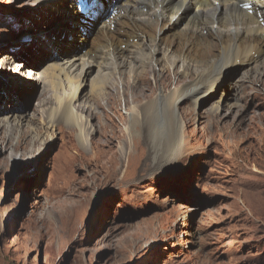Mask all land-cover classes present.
Masks as SVG:
<instances>
[{
  "label": "rangeland",
  "instance_id": "obj_1",
  "mask_svg": "<svg viewBox=\"0 0 264 264\" xmlns=\"http://www.w3.org/2000/svg\"><path fill=\"white\" fill-rule=\"evenodd\" d=\"M61 1L0 0V264H264V60L252 52L253 62L226 66L199 100L179 99V130L168 107L137 108L141 124L131 128L134 80H100L99 59L81 43L92 34L77 22L65 35L52 27ZM182 26L154 42L171 53L164 62L175 52L163 39ZM154 43L140 60L151 62ZM64 59L76 60L72 75H60ZM144 66L141 107L160 85ZM164 74L186 79L176 68ZM70 102L79 134L55 118Z\"/></svg>",
  "mask_w": 264,
  "mask_h": 264
},
{
  "label": "bare ground",
  "instance_id": "obj_2",
  "mask_svg": "<svg viewBox=\"0 0 264 264\" xmlns=\"http://www.w3.org/2000/svg\"><path fill=\"white\" fill-rule=\"evenodd\" d=\"M35 1L42 3L50 0ZM55 1L57 2L58 0H52V2ZM67 2L69 3L68 0H63L58 3L57 9L60 11L59 16L62 20H55L52 26L61 25L60 28H62L64 35L69 33L70 29L72 30L76 25L73 19L75 15L71 12V3H69L70 8H67V5L63 8L64 3ZM99 2L102 9L98 10V12L100 15L103 14L102 22L97 27H93L92 31L88 30L86 26L77 24L78 28H81V31L84 32L83 35L92 34L91 39L87 38L81 43L91 45V51L93 50L95 57L99 59L100 66L98 67H100L99 75L101 76V79H99L102 82H104L106 77L112 80L113 76L117 75L119 76L120 84H124L122 82L125 77L134 80L135 84H131L134 85L135 90H131L129 87L130 94H128L131 104L134 103V106H131L128 110V113H130L129 126L131 128L141 124L139 123L141 119H137L138 110H143L148 115L151 110H156L155 107H168L172 108L170 114L171 124H173V127H178L179 130L181 126L176 109V103L179 99L192 97L199 100L201 96L213 90L226 66L234 64L237 60H239L240 64L253 62L255 58L251 57L250 53L252 52L255 53L256 59L264 60V25L263 27L260 25V22L264 23V0H107V5L114 2L112 8H118L116 14L112 17L108 15L110 10L104 12L107 9L106 3H103L102 0H99ZM244 6H250V12ZM190 12L192 13L188 15ZM76 16L78 20H84V16L77 13ZM69 22H71L72 26L69 25ZM181 23H183L181 28H178L177 31L169 32L163 39L164 43L162 40L163 44L173 48V52H175V55L172 52L173 55L170 56L171 58L168 62H164L162 57L167 59L171 55L169 48L163 49L165 51L168 50V52L161 53L162 50L159 47V49L156 48L158 43L154 42L156 40L159 41L160 35L166 29H174L175 26ZM129 39H136L137 41L129 44ZM147 42L154 43L153 48H151L152 46L149 48L150 53L154 55L156 52H160L161 58L151 55V62L149 58V62L146 61L147 63L142 58V60L138 58L137 55L141 53L138 51H142ZM121 44L128 46L125 47L126 50L129 48L127 50L128 55H125L119 49ZM141 48L143 49L139 50ZM75 61L64 59L63 67H58L59 72L62 73L60 75H72L78 68V64ZM216 62H219V67L216 66ZM150 63L152 68L148 72L153 75V82L155 80L158 83L159 80L160 85L157 89L154 88V94L151 99L141 107L142 101H138L141 94L136 89L139 88V82L145 74L144 65ZM91 65L92 63H84L82 70L79 69L80 71L78 72L80 74L86 73L85 70ZM124 67L129 69L127 71L123 70L122 68ZM261 67L260 73L264 75V65H261ZM171 68H176V71L179 70L180 74L186 79L179 81L176 78L174 82L166 80L167 76L164 73L172 70ZM136 71L139 74L137 83ZM154 71L155 74H153ZM108 72L112 73L108 74ZM26 79L32 81V76L28 75ZM109 99L112 101L108 97L106 105L110 110ZM64 107H59L63 109H59L58 117L55 118H57L58 122L71 124L72 128H75V131L79 134L81 121H75L78 116L77 109L75 110L71 102ZM15 124L20 126L19 121H16ZM145 124L146 128L150 130L151 123L145 120ZM46 129L49 132H53V126L46 127ZM40 137L41 134L32 130L31 139L40 140ZM80 137L82 139L81 144L84 145L85 140L82 136ZM175 141L176 136L174 135L173 138L165 143L166 145L163 147L165 153L169 154V152L173 151L176 146ZM132 146L133 152L127 156L123 175L130 168L131 156L132 158L136 156L138 146L136 144H132ZM153 155L152 152L148 154L150 159ZM103 156L105 157V155ZM100 157L97 156L95 158L100 160Z\"/></svg>",
  "mask_w": 264,
  "mask_h": 264
},
{
  "label": "snow or ice",
  "instance_id": "obj_3",
  "mask_svg": "<svg viewBox=\"0 0 264 264\" xmlns=\"http://www.w3.org/2000/svg\"><path fill=\"white\" fill-rule=\"evenodd\" d=\"M81 7H83V4H81Z\"/></svg>",
  "mask_w": 264,
  "mask_h": 264
}]
</instances>
